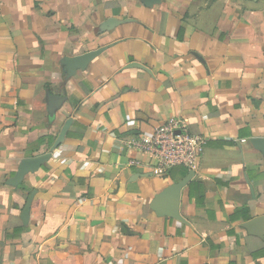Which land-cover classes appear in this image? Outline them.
Masks as SVG:
<instances>
[{
	"label": "crops",
	"instance_id": "1",
	"mask_svg": "<svg viewBox=\"0 0 264 264\" xmlns=\"http://www.w3.org/2000/svg\"><path fill=\"white\" fill-rule=\"evenodd\" d=\"M169 118L205 146L156 176ZM255 139L264 0H0V264H264Z\"/></svg>",
	"mask_w": 264,
	"mask_h": 264
},
{
	"label": "built area",
	"instance_id": "2",
	"mask_svg": "<svg viewBox=\"0 0 264 264\" xmlns=\"http://www.w3.org/2000/svg\"><path fill=\"white\" fill-rule=\"evenodd\" d=\"M127 149H135L150 158L151 173L165 176L173 167L182 166L195 171L203 154L205 140L187 131L183 121L169 118L157 126L152 137H139L125 141ZM135 165L140 166L139 162Z\"/></svg>",
	"mask_w": 264,
	"mask_h": 264
},
{
	"label": "water",
	"instance_id": "3",
	"mask_svg": "<svg viewBox=\"0 0 264 264\" xmlns=\"http://www.w3.org/2000/svg\"><path fill=\"white\" fill-rule=\"evenodd\" d=\"M157 1H159V0H148V2H150V3H155ZM254 146L264 153V139H255L254 140ZM181 186L182 185H180L179 188Z\"/></svg>",
	"mask_w": 264,
	"mask_h": 264
},
{
	"label": "trees",
	"instance_id": "4",
	"mask_svg": "<svg viewBox=\"0 0 264 264\" xmlns=\"http://www.w3.org/2000/svg\"><path fill=\"white\" fill-rule=\"evenodd\" d=\"M177 167V166H176Z\"/></svg>",
	"mask_w": 264,
	"mask_h": 264
}]
</instances>
